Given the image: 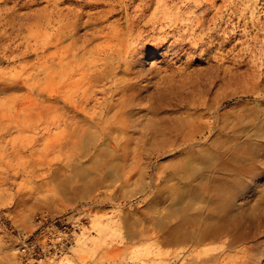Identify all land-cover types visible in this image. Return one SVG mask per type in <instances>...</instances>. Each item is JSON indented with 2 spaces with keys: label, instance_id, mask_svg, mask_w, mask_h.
I'll return each instance as SVG.
<instances>
[{
  "label": "rangeland",
  "instance_id": "rangeland-1",
  "mask_svg": "<svg viewBox=\"0 0 264 264\" xmlns=\"http://www.w3.org/2000/svg\"><path fill=\"white\" fill-rule=\"evenodd\" d=\"M144 1L147 0H99L101 4L96 8H85L88 13L97 12L98 20L81 27L79 34L96 33L101 28L107 31L113 26L109 44L121 50L141 48L138 67L155 68L164 74L167 64L186 65L188 76L180 80L187 82L186 88L194 87V92L190 91L191 98L187 99L192 105L183 99L181 108L147 112V117L140 116L145 113L141 111L133 118L194 114L202 117L198 119L201 123L214 119L217 129L211 134L199 130L196 136L182 133L177 139L173 137L175 144H171L173 135L171 140L162 136L161 145L146 148L147 144L134 143L149 138L150 134L131 128L127 133L113 134L130 138L128 148L74 150L57 141L55 129L44 122L51 114L48 88L36 96V101L43 106L34 108L35 113L31 114L26 108L28 102L22 105L12 102L28 92L25 86L14 90L0 85V108L6 107L0 111V123H4L0 126V264H240L239 256L246 247L260 244L264 249V232L255 241L240 243L232 247L234 250L225 249L228 235L201 240V231L192 223V210L187 212L191 216L187 225L179 224L182 215L171 211L178 188L200 163H208L213 156L219 162L233 163L237 171L242 170L241 164L253 163L257 173L249 179L242 203L258 202L264 193V148L256 150L254 156L250 155L252 148L243 145L235 153L230 152L237 140L238 143L247 140L252 132L245 124H237L235 116L241 109L233 107L235 102L251 101L253 98H247V93L264 94V0H148L143 17L131 22L137 5ZM25 2L27 6H21ZM108 3L115 5L111 14L106 11ZM164 3L192 6L185 8L182 4L177 9L179 14L167 16L163 15ZM45 5L46 0H20L13 9L20 13L31 10L35 14ZM4 6L11 8V1L7 0ZM10 12L0 11V23ZM32 24L24 25L19 36L27 35L29 30L41 36L51 33L50 27L36 32ZM9 33L6 30L5 34ZM103 40V37L95 38L88 47L103 44ZM12 50L13 44L8 40L4 51L10 54ZM176 50L180 51V60L184 62L175 59ZM20 58L1 61L0 75L19 72L25 60L26 66H30L28 72H36L37 64L32 57L23 61ZM118 76L131 78L134 75L120 73ZM155 80L157 77L140 81L149 87L143 90L145 99L139 101L135 109L153 101L155 88H158ZM180 80L174 85L181 86ZM255 88H259L258 92L251 93ZM218 101H221L220 106L208 112L207 104L213 102L216 106ZM151 119L153 123H148L152 131L158 123L157 118ZM19 121L24 126L21 130L16 128ZM6 124L8 126L3 127ZM30 125L34 128H27ZM183 137L206 139L204 142L229 141V144L221 149L192 148L179 144ZM204 170V174H210ZM203 216L197 215L199 219ZM184 233L187 238L183 240ZM212 256L218 259L214 261ZM259 264H264V257Z\"/></svg>",
  "mask_w": 264,
  "mask_h": 264
},
{
  "label": "bare ground",
  "instance_id": "bare-ground-1",
  "mask_svg": "<svg viewBox=\"0 0 264 264\" xmlns=\"http://www.w3.org/2000/svg\"><path fill=\"white\" fill-rule=\"evenodd\" d=\"M10 1L12 7L7 9L4 6L7 0H0V11L3 14L11 11L3 18L4 22L0 23V48L2 49L0 51V62L15 60L14 58L18 57H21L20 59L23 61L24 58L32 57L37 65L36 72L32 74L28 72L27 68L30 66H26L27 60L24 59V64L21 65L19 72L2 73L0 75V85L4 84L7 88L14 90L25 86L28 92L23 97L12 99V102L19 105L28 102L29 106H26V108L30 110L31 114L35 113L32 112L34 108L42 105L36 101V96L41 94V92L47 91L46 89L48 88L51 114L44 122L55 129L54 137L57 141H62L63 144L74 150L113 151L118 148H128L132 141L130 138L114 137V132L127 133L131 128L138 129L141 134H150L149 138L139 139L134 143L139 146L147 144L149 147L146 148H153L152 144L157 145L158 143V145H161L163 139H165L164 136H168V139L171 140V135H173L172 138L175 137L177 139L182 133L190 136L197 134L199 130L210 133L212 130L215 131L217 129L216 124L214 125L213 122L214 119L206 121L205 124L201 123L200 120L198 121L202 117L194 116V114L184 116H182L183 114H176L174 117H166L165 114H154L151 115L152 119L151 117L141 119L138 116L133 118L135 113L141 111H145V113L140 116L147 117V112L168 107L181 108V104L183 105L182 100H189L190 91L194 92V87L187 86L186 88L185 83L187 82L180 80L182 76H188V72L185 71L186 65L178 63V66L174 67L167 64L165 66L168 68L164 70V74H161V71L155 70V68L146 70L138 67L141 63V56L138 55L141 48L132 47L128 49L126 47V49L121 50L109 44L113 26L107 31L101 28L96 30V33L87 34L83 32L79 34L81 27L98 20L99 15L97 12L88 13L85 8H96L101 4L98 2L99 0H46L45 7L35 14H32L31 10L20 13L19 10L13 9L20 0ZM148 4L147 0L142 5H137V8L135 7L136 10L131 17V22L137 21L138 17L143 15L145 9L149 6ZM181 5H167L164 3L162 8L163 15L179 14L177 9L181 8ZM21 6L25 7L27 3L25 2ZM191 6L190 3L183 5L185 8H190ZM205 7L207 9L206 5ZM106 11L111 14L115 11V5L108 3ZM193 20L195 19L193 18ZM158 21L162 20L158 19ZM31 23H33L31 27L34 26L36 32H40L41 28L50 27L51 33L41 36L35 35L34 31L29 30L27 35L19 36L21 35L19 32L24 29V25ZM3 26L7 27V29ZM162 27L164 26L162 25ZM152 29L155 28L152 27ZM6 30L10 31L7 35L5 34ZM163 32L166 33L165 30ZM99 37L104 38L103 44L88 47L90 41ZM18 38L21 40L19 41ZM69 38V42L64 44ZM137 39L139 40V38ZM8 40L11 41L14 47L10 54H6L4 51V45ZM17 40L18 42H16ZM135 42L137 46L138 42L140 43L141 41ZM50 48L52 50L48 53L47 50ZM176 51L174 56L179 61L182 56L180 51ZM43 57L45 60L41 61L40 59ZM180 61L184 62L183 60ZM120 73L122 75L133 74L134 76L131 78L120 77L118 76ZM151 77H157L155 81L158 86V88H155L156 93L152 92L155 93L152 97L153 101H149L148 105H143L144 107L135 109L138 102L143 100L142 92L148 86L146 83L141 84L140 81L150 80ZM179 80L181 86L174 85ZM258 90L259 88H255L251 93H257ZM248 97L253 99L251 101L250 99H242V101L235 102L236 104L233 107L241 109V113L235 116L237 124H245L252 129V132L247 137V140L242 139L244 140L242 141L240 139V143H238L239 140L236 143L234 142L235 144H232L233 147H230L232 149L230 152L235 153L237 149L250 147L252 148L250 155L254 156L256 150L264 148V94L257 93L254 96L247 93ZM188 100L186 103L191 104ZM208 104L209 112L217 109L221 101H218L216 106L213 105V102L210 105ZM8 106L10 107L11 105ZM185 106L187 105L185 104ZM3 109L5 110L6 107H1L0 111ZM3 113H6V111H3ZM221 117L223 116L221 115ZM150 119H156L157 121L154 120V122L158 123V127H154L153 132L148 123H153ZM19 122L16 124V128L21 130L24 126L22 121ZM3 124L0 123V126L2 127ZM140 124L142 126H139ZM6 126L8 124L3 127ZM31 126L34 128V125L27 126V128H31ZM151 127L153 128V125ZM184 129L189 131L183 132ZM162 136L163 139L160 138ZM184 136L186 137V135ZM185 137L183 139L180 138L182 140L179 141V144L192 148L204 146L202 149L206 147L221 149L227 148L225 145L227 144L228 146L229 144V141L215 142L214 139V142H204L206 139H184ZM172 142L175 144L176 140L171 141V144ZM217 160L213 156L208 163H198L199 166L194 170V173L178 188L171 211L182 215V218L178 221L179 224L187 225L191 219L190 214L187 212L192 210V223L201 231V240H215L221 236L228 235L229 239L224 243L225 249H233L232 247L240 243L255 241L264 232V193L258 202L242 203L244 189L249 184V179L257 173V170L252 165L253 163L249 165H247L248 163L241 164L240 169L242 170H238L240 174L233 167V163H224ZM204 169H207L210 174H204ZM196 212L197 215H204L203 218L199 219ZM181 238L184 240L187 235L184 233ZM241 254L243 255L239 256L240 264H259L263 260L264 249L260 248V244H253L241 251ZM211 258L214 261L218 259L217 256H212Z\"/></svg>",
  "mask_w": 264,
  "mask_h": 264
}]
</instances>
